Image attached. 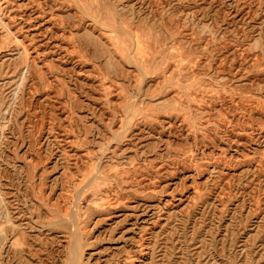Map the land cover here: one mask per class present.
<instances>
[{
	"label": "rangeland",
	"instance_id": "1",
	"mask_svg": "<svg viewBox=\"0 0 264 264\" xmlns=\"http://www.w3.org/2000/svg\"><path fill=\"white\" fill-rule=\"evenodd\" d=\"M0 264H264V0H0Z\"/></svg>",
	"mask_w": 264,
	"mask_h": 264
}]
</instances>
